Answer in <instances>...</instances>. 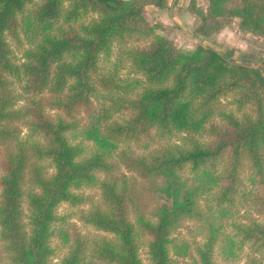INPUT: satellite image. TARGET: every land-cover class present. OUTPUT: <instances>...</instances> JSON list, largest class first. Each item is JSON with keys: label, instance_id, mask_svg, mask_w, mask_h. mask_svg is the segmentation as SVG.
<instances>
[{"label": "trees", "instance_id": "1", "mask_svg": "<svg viewBox=\"0 0 264 264\" xmlns=\"http://www.w3.org/2000/svg\"><path fill=\"white\" fill-rule=\"evenodd\" d=\"M148 3L163 7L167 0H0V264H144L143 239L149 264H180L189 244L173 231L189 219L203 239L188 264H217V255L264 264V220L250 213L228 221L239 206L264 216V193L255 190L264 184L263 62L232 61L201 44L177 47L145 16ZM188 8L200 18L198 33L235 18L242 35H264V0H208L205 9L190 0ZM90 12L96 15L73 25ZM19 28L29 43L20 60L9 43ZM129 37L150 38L148 48L126 51L143 79L100 68L114 41ZM228 92L249 112L223 110L219 126L209 117ZM53 108L63 113L50 114ZM78 110L86 118L80 125L71 118ZM123 110L127 115L117 120ZM152 129L165 139L181 133L180 142L127 155L130 141L149 145ZM204 132L212 138L194 137ZM85 141L94 148L87 150ZM120 147V158L144 176L141 187L164 198L149 211L124 174H99L111 173L109 159ZM226 151L229 159L220 166ZM82 186L99 187L102 201L81 210L80 218L105 234L90 244L60 227L65 249L54 262L56 207L83 201L75 191Z\"/></svg>", "mask_w": 264, "mask_h": 264}, {"label": "rangeland", "instance_id": "2", "mask_svg": "<svg viewBox=\"0 0 264 264\" xmlns=\"http://www.w3.org/2000/svg\"><path fill=\"white\" fill-rule=\"evenodd\" d=\"M40 1V0H36ZM195 4L201 6L203 9L207 7L208 0H194ZM190 0H167V3L163 7H158L154 4L148 3L144 6V14L151 23H159L162 26V31L167 32L169 36L173 39L174 44L183 49H193L196 45L201 44L206 47H212L215 50L226 54V56L236 62L246 63L249 65H258L263 62L264 66V35L253 34L251 32H246L241 34L238 29V24L235 18L232 19L227 25L223 26L220 30L214 31L210 34H201L196 31L198 24L200 23L199 16L188 8ZM96 13H88L80 18L78 21L74 22V26L78 27L80 23H86L91 17L95 16ZM10 46L17 59L22 58L23 50L29 45L27 41V36L22 28L17 31V37L9 38ZM150 46V38H135L129 37L125 38L122 43L114 41L109 52L103 53L99 60V65L101 70L107 71L112 69H117L118 74L122 78L132 79L139 78L143 79V75L139 72H135L132 69L131 57L126 51L128 49H145ZM140 86L135 88L139 90ZM100 92L106 94V90L100 88ZM104 98V97H100ZM23 101L20 100L17 104H22ZM215 113L209 117V121L223 126L224 122L222 120L221 111H232L235 115L241 116L243 111L249 112V107L244 109H238L236 102L233 100V94L228 92L225 95L219 97L218 101L214 104ZM50 114L63 113L59 109H49ZM127 115L126 111L116 112V119L121 120ZM78 121L79 125L86 121L84 112L78 110L71 117ZM20 123L21 135H25L28 132V128ZM78 125V126H79ZM208 126V123L206 124ZM181 133H176L165 138H160L156 135L155 130L152 129L149 132V145L144 147L145 139L141 142L130 141L126 144L124 148L127 155L144 154L148 153L154 147L163 144L165 141L180 142ZM194 137L201 141H207L212 138L208 132L202 134H194ZM78 136L77 139H79ZM86 149L89 150L91 147L94 148L92 142L85 141ZM125 146L122 144L121 147ZM120 147V148H121ZM4 148V145H0V152ZM117 150V149H116ZM110 157L112 163V171L109 174L99 173L102 176L108 175L112 178H122L124 174L129 182H134L135 189L140 192V198L143 202L145 208H149L155 204L157 200H162L161 197L155 196L150 191L141 187V184H145V178L137 169H133L126 165L123 158H120L118 151ZM230 152L226 151L220 160V166L227 164ZM249 163L246 158H242V166H244V174L249 171ZM50 171L51 168L49 167ZM247 182V180H246ZM248 182L246 186H249ZM256 191L264 193V184H259L255 188ZM76 192L82 194L85 199L78 204H71L69 202L63 201L56 207V213L59 218L55 223V234L52 238L53 244L56 246V253L53 261H57L62 255L65 245H62L61 236L59 234L60 227L66 228L72 237L74 236H85L90 242L101 234L105 232L95 229L93 226L85 223L80 218V211L87 209L93 201L101 203L100 189L97 186H82L75 190ZM239 213L234 217H229L228 221L231 220L239 221L244 220V215L250 214L260 220H264V216H257L252 214L250 210L239 206ZM244 214V215H243ZM231 228V225H228ZM179 240L187 241L189 244L188 252L184 256H178L180 264H188L193 257H195V245L203 239V234L197 229V221L195 219L185 220L180 226L176 227L173 231ZM145 239H143L142 245L139 247V254L144 264L150 263L149 254L147 252V247L144 244ZM1 248V244H0ZM4 260L3 254L1 255ZM217 264H244L245 257L241 255L239 259L229 260L224 259L220 255H217Z\"/></svg>", "mask_w": 264, "mask_h": 264}]
</instances>
